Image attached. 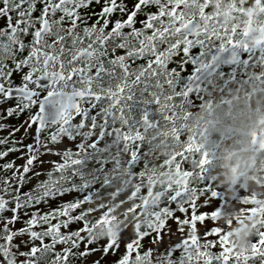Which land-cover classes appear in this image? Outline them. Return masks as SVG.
Instances as JSON below:
<instances>
[{
  "label": "snow or ice",
  "instance_id": "1",
  "mask_svg": "<svg viewBox=\"0 0 264 264\" xmlns=\"http://www.w3.org/2000/svg\"><path fill=\"white\" fill-rule=\"evenodd\" d=\"M197 6L199 15L187 19L186 9ZM208 9L209 0H0V130L6 132L0 136V264H84L98 251L100 256L89 264H102L108 255L115 257L110 264H130L142 250L155 252L162 264H192L187 257L194 247L207 250L199 264H264V231L251 255L241 256L212 223L210 201L185 197L180 181L175 191L165 189L149 205L143 226L100 239L88 218L90 190L75 171L66 175L83 148L79 135L84 128H99L101 135L107 131L126 145L135 144L129 163L136 160L141 125L153 127L159 121L141 108L136 135L107 126L115 122L122 101L129 102V114L133 105L150 103L146 97L153 95L151 81L158 76L166 78L173 89L168 99L175 100L165 106L163 116L173 125L179 147L168 164L178 171L187 167V154L199 145L190 136L182 139L181 121L187 113L176 108L188 89L181 90L177 79L181 64L193 46L264 44V34L257 38L252 32H229ZM22 115L19 124L7 122ZM65 140L71 146L60 149ZM11 153L18 155L4 159ZM53 154L59 161L41 169V157ZM17 159L23 163H15ZM204 163L201 154L199 165ZM70 193L76 195L60 199ZM249 203L244 197L242 204ZM206 218L209 227L202 223ZM193 230L195 241L190 239Z\"/></svg>",
  "mask_w": 264,
  "mask_h": 264
},
{
  "label": "flooded vegetation",
  "instance_id": "2",
  "mask_svg": "<svg viewBox=\"0 0 264 264\" xmlns=\"http://www.w3.org/2000/svg\"><path fill=\"white\" fill-rule=\"evenodd\" d=\"M208 11L212 16L220 18L223 27L229 32H240L241 34L245 32H252L257 38L261 34H264V0H209ZM186 13L187 19H193L194 16L199 15V7H189L186 9ZM3 23V20L0 19V26H2ZM185 64H187V68L184 67ZM172 78L174 79V77ZM177 79L181 90L188 89V94L179 98L180 107L176 108L177 112H186L188 110L197 109L205 98L204 92L208 82L212 80L224 85H248L252 83L264 84V44L253 45L249 43L247 48L228 45L223 49H220L218 44H209L204 48L193 46L187 56V59L181 64V72L177 74ZM151 91L153 95L146 97V99L151 102L143 105H133L131 108V114H129V102L122 101L116 109L117 117L115 122L110 123L107 126L120 127L122 133L130 131L133 135H136V125L140 123L143 116L141 108L148 112L150 119L159 121L153 127L144 128L143 125H141L139 131L140 139L136 142L139 144L136 160L129 163L131 153L136 151L135 144L126 145L123 138L118 140L115 134L109 136L107 131L101 135L99 128H84L80 130L79 135V140L82 143L83 148L79 151L78 155L74 157L77 163L73 168L66 170V175L71 176L72 172L75 171L76 178H78L82 183H87L93 188L92 190L94 193L92 194L91 191L88 193L91 196V199L86 204V207L91 209L90 216H92L94 215L93 206L95 205L96 207H99L102 201H108L110 199L121 201L130 195H135V191L129 193L116 188L118 181L114 172L122 165L126 166L134 173V175L130 177L133 181H135L134 188L144 189L147 181V170L151 169L153 162L149 158L148 152L145 150L142 134L147 130H160L165 135L171 133V139L175 146V150L167 159L160 160L158 163L162 167L170 168L171 172L175 176V179L170 184H164L162 186V190L155 192L154 194L152 193L151 188H148L145 192V196L151 195L154 202L162 193H164L165 189L175 191L177 181H180L181 188H186L184 193L185 197L189 196L190 198H194L196 201H199L202 196L205 202L210 201L209 206L214 209V222L212 223H214L215 226L217 207L224 204L226 197L221 190L214 186L213 180L204 172H201L198 177L200 185L198 188L188 186L186 178L189 176L182 175V172L191 171L192 173L189 153L187 154L189 162L187 163L186 168L182 167L181 170L178 171L175 165L168 164V161L172 160L176 152L179 151V147L175 144L173 132L171 131L173 125L163 119V116L166 114L165 106L175 104L174 99L171 101L168 99V97L172 95L173 89L168 85L164 76H158L151 81ZM120 109H123L122 114ZM168 110L170 111V109ZM121 115L123 116V119H121ZM23 119L24 116L22 115L19 120H9L7 122L15 125L19 124ZM181 122L183 123V119ZM33 130L34 128L29 129L30 135ZM22 133L23 128H21L15 135L19 138ZM85 133H87V135H85ZM184 133L185 129H183L182 139L187 136ZM3 135H6V132L0 130V136ZM97 137L100 138L99 142L96 143L94 147L89 148L88 145L97 141ZM24 142L27 143L28 140H25ZM70 146L71 145L67 140L64 141L63 145H58L60 149ZM17 155L18 153H11L4 159H12ZM41 159L45 161V163L40 165V168L44 170H47L50 167V161H59V157L54 154L44 155ZM2 162H4V160H0V163ZM15 163L22 164L23 160L17 159ZM83 170H87V172L92 171V173L90 175H82ZM40 178L43 179V176ZM75 195V193H70L69 195L62 196L60 199L68 200L70 197ZM246 196L249 198V204H251L254 197L248 196L244 190H238L234 196L228 199H231L236 204L245 205L242 204V201ZM56 203L57 201L55 200L50 201L52 206H55ZM197 206H199V204ZM131 207L132 209L137 210V214L142 217L141 222L132 225L131 233H133L136 225L143 226L144 215L143 213H139L137 204L133 203ZM251 208L256 209L257 211L247 212L248 214L259 212V209L256 207ZM100 219L103 220L104 217L101 216ZM199 223L201 222H198V224ZM202 223L204 227H209L210 218H206ZM20 226L21 225L19 223L16 224V227ZM216 228L220 229L219 227ZM200 231L202 232L203 228H201ZM222 233L226 234L228 240L227 233ZM109 236L116 238L119 235ZM178 236L179 234H177L176 238H178ZM190 239L195 241V230H193ZM103 242L104 241L102 240L101 243ZM254 244L255 243L251 245L250 250L247 252L243 249L235 251L241 256L251 255ZM229 246L234 250L230 244ZM121 251H123V243H121ZM206 253V249L204 251H198V249L194 247L187 259L190 260L192 264H199V262L207 258ZM92 255L93 254L88 255L87 261H92L99 257L100 252L98 251L94 253V256ZM114 259L115 257L112 255L105 256L102 264H110V261ZM130 264H162V261L157 259L155 252L149 255L142 250L139 256H133L130 259Z\"/></svg>",
  "mask_w": 264,
  "mask_h": 264
},
{
  "label": "clouds",
  "instance_id": "3",
  "mask_svg": "<svg viewBox=\"0 0 264 264\" xmlns=\"http://www.w3.org/2000/svg\"><path fill=\"white\" fill-rule=\"evenodd\" d=\"M204 97L199 107L186 111L183 118L184 134L199 145L198 151L189 153L192 175L186 179L189 187L197 188L201 172L213 180L226 197L224 204L217 207L215 226L227 233L234 250L247 252L258 239V233L264 231V84L224 85L212 80L205 88ZM142 139L153 162L147 170L145 187L134 188L135 181L130 178L134 173L126 166L115 170L116 188L129 193L135 191V195L93 206L90 227L100 239L124 232L130 234L132 225L142 221L132 204H137L139 213L150 211L153 199L151 195L145 196L148 188L154 194L175 179L170 168L158 163L175 150L171 133L147 130ZM201 154L205 156L202 167ZM238 190L254 197L252 203L240 205L228 199ZM246 207H256L259 212H242L241 208Z\"/></svg>",
  "mask_w": 264,
  "mask_h": 264
},
{
  "label": "trees",
  "instance_id": "4",
  "mask_svg": "<svg viewBox=\"0 0 264 264\" xmlns=\"http://www.w3.org/2000/svg\"><path fill=\"white\" fill-rule=\"evenodd\" d=\"M86 172H87V170H83V171H82V175L88 174V173H90V172L92 173V171H88L87 173H86ZM85 187L88 188V189H91V190L93 189V188H92L90 185H88V184H85ZM82 190H83V189H82ZM88 218H89V217H88ZM87 257H88V256H87ZM89 262H90V260L87 261V259H86L85 262H84V264H89ZM77 264H78V262H77Z\"/></svg>",
  "mask_w": 264,
  "mask_h": 264
},
{
  "label": "rangeland",
  "instance_id": "5",
  "mask_svg": "<svg viewBox=\"0 0 264 264\" xmlns=\"http://www.w3.org/2000/svg\"><path fill=\"white\" fill-rule=\"evenodd\" d=\"M89 175L91 174V172L90 173H88ZM87 184V183H86ZM91 192H92V194L94 193L93 192V190H91V189H89ZM59 247V246H58ZM92 256H94V254L92 255Z\"/></svg>",
  "mask_w": 264,
  "mask_h": 264
}]
</instances>
